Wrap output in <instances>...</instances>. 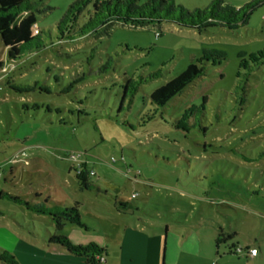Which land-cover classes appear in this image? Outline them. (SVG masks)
I'll return each mask as SVG.
<instances>
[{"label":"rangeland","instance_id":"rangeland-1","mask_svg":"<svg viewBox=\"0 0 264 264\" xmlns=\"http://www.w3.org/2000/svg\"><path fill=\"white\" fill-rule=\"evenodd\" d=\"M72 1L31 0L41 44L18 63L4 64L0 39V193L23 200L0 196V248L18 255L59 233L42 212L54 205L76 203L88 231H101L115 195L136 219L186 230L201 216L236 231L228 244L264 245V59L253 60L264 52V3L233 29L117 21L67 39L57 22ZM203 54L202 76L165 105L150 101ZM80 161L94 172L89 189L76 178Z\"/></svg>","mask_w":264,"mask_h":264},{"label":"trees","instance_id":"trees-1","mask_svg":"<svg viewBox=\"0 0 264 264\" xmlns=\"http://www.w3.org/2000/svg\"><path fill=\"white\" fill-rule=\"evenodd\" d=\"M138 0H73L57 22V29L61 36L67 39L84 36L96 32H108L114 22H129L134 26H144L149 22H173L181 27L191 28L199 33L207 32L209 28L233 29L247 22L254 8L264 3V0H250L239 7L231 6L223 0H211L205 7L188 9L182 5H176L173 0H146L138 3ZM34 4L31 0H0V39L6 48V61L4 64L18 63V60L31 56L40 46L41 40L32 33L35 23ZM85 13L83 23L79 24V17ZM160 34L159 31L156 32ZM212 54L224 58V53L214 51ZM258 56L264 59V52L253 57L254 64L260 62ZM203 54L202 57L191 61L179 74L171 77L160 86L154 88L149 97L156 105H165L172 97L182 92L194 79L204 73V61L209 60ZM211 62L214 64V60ZM0 65V69H1ZM161 71L157 70L151 77H159ZM3 77L0 75V79ZM130 80V79H129ZM136 88L134 87V90ZM127 92V86L123 92V98ZM205 100V97H204ZM197 110H200L197 108ZM179 127L180 125H176ZM79 155L77 154V157ZM114 160V159H112ZM94 174L91 168L80 161L77 164L76 178L80 188L89 189L88 177ZM0 196L23 201L18 196L0 193ZM114 206L120 211H125L128 204L114 196ZM48 214L59 232H48L45 239L48 248L60 247L70 253L84 256L89 262L98 264L99 255H103V247L94 244H73L70 239L60 233L66 224L85 227L77 204L67 208L66 206L54 205L51 209H43ZM0 214H2L0 212ZM236 231H224L223 227L216 237V245L224 244L226 254H240L235 247H241L238 242H228L234 239ZM233 241V240H232ZM242 248V247H241ZM0 261L7 264H18L12 253L0 248Z\"/></svg>","mask_w":264,"mask_h":264},{"label":"crops","instance_id":"crops-1","mask_svg":"<svg viewBox=\"0 0 264 264\" xmlns=\"http://www.w3.org/2000/svg\"><path fill=\"white\" fill-rule=\"evenodd\" d=\"M115 213L106 216L112 219L107 218L109 222L101 231L93 229L91 233L87 225L66 224L60 233L73 244L94 243L103 247L105 260L98 264H264L261 242L245 241L240 244V254H226L227 250L215 242L222 226L217 222L216 226H206L201 216L183 230L172 222H166L163 228L116 208ZM252 247L258 249L254 257L247 254V249ZM17 253L20 258L13 256L18 264H93L64 248H48L45 240L42 243L28 241Z\"/></svg>","mask_w":264,"mask_h":264},{"label":"built area","instance_id":"built-area-1","mask_svg":"<svg viewBox=\"0 0 264 264\" xmlns=\"http://www.w3.org/2000/svg\"><path fill=\"white\" fill-rule=\"evenodd\" d=\"M38 32V28L36 26V24L33 26V29H32V33L33 34H36ZM18 154L20 155H24L25 154V151L24 150H21L19 153H17L15 156H17ZM135 194H132V197H134ZM235 250L236 252H241L242 251V248L239 247V246H236L235 247ZM247 254L250 256V257H254L258 254V249L256 247H252V248H248L247 249ZM98 260L100 262H103L105 260V257L103 255H99L98 256Z\"/></svg>","mask_w":264,"mask_h":264}]
</instances>
